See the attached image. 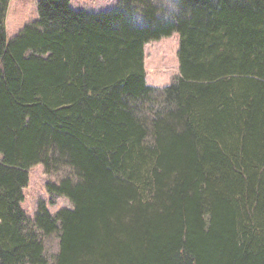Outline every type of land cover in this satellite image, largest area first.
Instances as JSON below:
<instances>
[{
    "label": "trees",
    "instance_id": "trees-1",
    "mask_svg": "<svg viewBox=\"0 0 264 264\" xmlns=\"http://www.w3.org/2000/svg\"><path fill=\"white\" fill-rule=\"evenodd\" d=\"M0 0V264H264V0H40L8 40ZM179 34L178 77L145 45ZM72 208L22 209L29 170Z\"/></svg>",
    "mask_w": 264,
    "mask_h": 264
},
{
    "label": "rangeland",
    "instance_id": "rangeland-1",
    "mask_svg": "<svg viewBox=\"0 0 264 264\" xmlns=\"http://www.w3.org/2000/svg\"><path fill=\"white\" fill-rule=\"evenodd\" d=\"M40 0H9L5 16V29L8 40L17 36L24 26L38 19V3ZM121 0H69L73 10L88 13L108 12L116 9ZM176 0H167L166 7L175 4ZM179 34L163 37L158 41H151L145 45L144 67L146 82L157 88H164L174 81L178 75ZM0 155V160H1ZM60 172L47 175L43 165L39 164L29 170V183L24 190L25 199L21 204L25 213L33 218L40 204H45L52 214L59 209L72 208L69 199L50 195L47 192L49 183H59L65 175L71 173L67 168H60ZM45 254L52 264L59 250L58 237L55 234L42 236Z\"/></svg>",
    "mask_w": 264,
    "mask_h": 264
}]
</instances>
